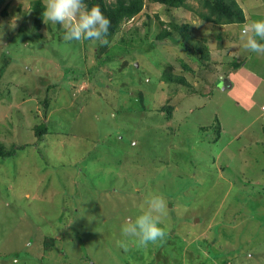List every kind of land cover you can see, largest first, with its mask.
Segmentation results:
<instances>
[{"label": "rangeland", "instance_id": "obj_1", "mask_svg": "<svg viewBox=\"0 0 264 264\" xmlns=\"http://www.w3.org/2000/svg\"><path fill=\"white\" fill-rule=\"evenodd\" d=\"M33 1L0 2V143L29 144L0 159V264H264V96L231 64L252 59L240 32L264 20V0H236L246 22L228 27L202 22L200 0L170 11L145 0L103 65L95 40L35 27ZM160 20L206 38L220 63L201 72L207 82L182 68L177 43L156 39ZM166 66L190 85L164 82ZM153 194L166 199L167 235L138 247L121 226Z\"/></svg>", "mask_w": 264, "mask_h": 264}, {"label": "trees", "instance_id": "obj_2", "mask_svg": "<svg viewBox=\"0 0 264 264\" xmlns=\"http://www.w3.org/2000/svg\"><path fill=\"white\" fill-rule=\"evenodd\" d=\"M5 0H0V2H4ZM149 3H157L162 5L166 11H170L172 9H189L187 5V0H147ZM86 3L89 7L93 5L99 6L104 14L111 20V28L109 30V34L107 39H111L121 28L123 23L132 20L136 17L143 9L145 0H86ZM201 11H199L198 16L199 19L204 23H211L216 26L223 25H231V24H243L246 22V16L244 14L243 9L238 4L236 0H200ZM31 8L33 10V22L35 27H39L43 23V15L42 13L45 10V4L41 0H35L32 2ZM7 15V8L2 10V16ZM159 25L162 27L160 32L156 35V39L158 41H164L166 39L173 40V42L177 43L178 46L182 49L185 56L188 58L189 63L194 62L199 64L200 66L196 68H192L188 62L183 61V58H179L178 61L182 68L189 72L193 78L198 76L202 81L207 82V78L201 75L202 71L212 72V69L215 68V65L220 64L218 62H214L211 59L210 51L208 45L206 44V38L202 37L197 39L192 35V32L187 24H177L176 22L170 21L165 26L163 21H159ZM175 34L179 35L177 38ZM220 35L216 34L215 38L220 39ZM82 41H92V40H82ZM96 58L97 61H100L103 65L108 61H111L115 55H106L103 57V54L107 52L108 46L101 45L99 41H96ZM241 61L231 62L233 65L232 72L237 69L241 65ZM9 64V59H2L0 65V75L4 73L5 68H7ZM126 61H123L121 67L126 66ZM120 68V69H122ZM165 70L162 73L161 79L166 83L189 86L190 84L187 82L186 78L182 75H173L172 74V66H166ZM1 78V77H0ZM190 88V87H187ZM44 107L43 110L47 106V100L43 99ZM173 106H168L163 111L166 112L167 118H171V111ZM42 110V111H43ZM45 113V111H44ZM46 121H43L41 125L36 126L34 129V137L37 140H41L42 135L47 132ZM218 131L217 134L220 136V127L217 126ZM31 145V144H30ZM33 145H36L33 143ZM29 144L25 145H12L10 148H4L3 144L0 143V159L5 160L9 158H13L20 150L25 149ZM46 248V245L44 246Z\"/></svg>", "mask_w": 264, "mask_h": 264}, {"label": "clouds", "instance_id": "obj_3", "mask_svg": "<svg viewBox=\"0 0 264 264\" xmlns=\"http://www.w3.org/2000/svg\"><path fill=\"white\" fill-rule=\"evenodd\" d=\"M44 21H51L65 28V41L95 40L101 45L109 43L107 36L111 20L102 9L93 5L89 7L86 0H46L42 13ZM240 40L246 51L264 55V20L246 23L240 32ZM146 208L141 214L128 217L121 226L123 237L130 239L136 246L146 248L150 243L163 240L167 232L160 227L161 217L167 213V202L162 195L153 194L146 201ZM118 246L127 250L123 241Z\"/></svg>", "mask_w": 264, "mask_h": 264}, {"label": "crops", "instance_id": "obj_4", "mask_svg": "<svg viewBox=\"0 0 264 264\" xmlns=\"http://www.w3.org/2000/svg\"><path fill=\"white\" fill-rule=\"evenodd\" d=\"M223 26L228 27L229 25H223ZM261 43L263 42L261 41ZM249 55L251 57V54ZM253 59H254V64L252 63L250 69H248V65ZM251 60L249 61L247 57H244L241 66H243V68L245 69L246 75L251 76L258 81V84L256 85L253 94L255 93L257 94L259 92V102H261V97L264 96V55H257L254 53ZM228 86H230V84ZM225 88L226 87L223 86V90ZM220 132H221V128H220Z\"/></svg>", "mask_w": 264, "mask_h": 264}]
</instances>
